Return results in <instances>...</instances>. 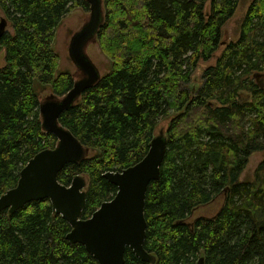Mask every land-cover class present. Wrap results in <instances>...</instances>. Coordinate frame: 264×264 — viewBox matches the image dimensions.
<instances>
[{"label": "trees", "instance_id": "1", "mask_svg": "<svg viewBox=\"0 0 264 264\" xmlns=\"http://www.w3.org/2000/svg\"><path fill=\"white\" fill-rule=\"evenodd\" d=\"M239 0H104L97 44L110 69L60 123L87 147L58 180L89 178L83 218L117 192L107 171H120L148 152L155 128L168 120L167 149L159 178L146 192L144 248L156 262L126 248L125 264H264V159L252 179L240 180L250 155L264 151V0H252L240 26L192 90L200 60L221 46L224 24ZM87 0H0L12 30L0 38V196L14 187L30 158L55 147L43 130L42 89L57 96L73 86L71 71H58L57 29ZM220 211L188 218L217 197ZM69 222L48 198L12 214L0 209V264H99L85 246L66 237Z\"/></svg>", "mask_w": 264, "mask_h": 264}, {"label": "water", "instance_id": "2", "mask_svg": "<svg viewBox=\"0 0 264 264\" xmlns=\"http://www.w3.org/2000/svg\"><path fill=\"white\" fill-rule=\"evenodd\" d=\"M83 25L75 31L69 43V56L76 66L72 88L64 95L53 93L40 98L39 111L43 130L57 136L53 148L36 153L20 170L17 184L0 196V209L12 214L26 203L48 198L55 213L71 225L66 237L71 243H81L99 264H125V251L130 248L142 260L156 262V256L144 248L147 221L145 200L148 185L159 178L160 166L167 149L168 120L154 131L146 155L137 163L120 171H107L103 176L117 186V192L88 218H83L86 188L89 178L77 174L70 185L58 180V173L68 163H80L90 153L59 118L80 100L82 93L101 78L97 65L88 53L90 43L105 21L104 0H87ZM8 20L0 18V38L5 34ZM196 264H206L200 256Z\"/></svg>", "mask_w": 264, "mask_h": 264}, {"label": "rangeland", "instance_id": "3", "mask_svg": "<svg viewBox=\"0 0 264 264\" xmlns=\"http://www.w3.org/2000/svg\"><path fill=\"white\" fill-rule=\"evenodd\" d=\"M252 0H239L237 9L234 15L224 24L221 32L222 43L221 46L217 49L216 53L207 60H200L196 70L192 75V79L189 83V88L194 93V90L199 87L202 82V73L203 71L213 65L219 56L221 50L225 47L226 43L229 41H235L240 35V26L242 20L248 10L249 4ZM4 12L0 9V17H3ZM85 17V12L80 8L75 9L72 13H69L60 23L56 38H55V49L60 55V63L58 71H72L76 72V66L69 56V43L72 34L77 31L82 25ZM7 29L12 30L11 26L8 23ZM264 33V32H263ZM5 49L0 52V66L5 63ZM88 53L92 58L93 62L97 65L101 76L107 73L110 69V61L103 54L97 43H90L88 46ZM264 83V79H263ZM42 97L49 94V89H42ZM264 159V151H256L252 153L249 157L248 164L246 165L241 178L252 179L254 177V170ZM223 205V197L219 196L215 200L197 207L193 213L188 218V221L194 220L199 216L211 217L217 214Z\"/></svg>", "mask_w": 264, "mask_h": 264}, {"label": "flooded vegetation", "instance_id": "4", "mask_svg": "<svg viewBox=\"0 0 264 264\" xmlns=\"http://www.w3.org/2000/svg\"><path fill=\"white\" fill-rule=\"evenodd\" d=\"M256 77H258V81L259 83L261 84V86L263 85V79H264V71L261 72V73H258V75H256ZM256 152V151H255ZM254 153V152H253ZM244 171V170H243ZM243 171L240 173V174H243ZM255 171V170H254ZM240 180H246L245 178H241L240 177Z\"/></svg>", "mask_w": 264, "mask_h": 264}]
</instances>
